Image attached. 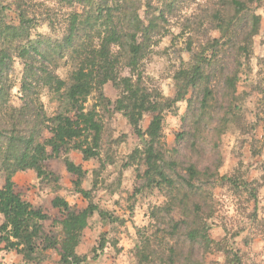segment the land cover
I'll return each instance as SVG.
<instances>
[{"label":"clouds","instance_id":"obj_1","mask_svg":"<svg viewBox=\"0 0 264 264\" xmlns=\"http://www.w3.org/2000/svg\"><path fill=\"white\" fill-rule=\"evenodd\" d=\"M144 2L137 0L139 19L147 26ZM166 2L152 0L157 9ZM0 3L6 4L8 0ZM28 4L26 18L35 16L36 23L18 41L22 47L35 41L38 35L61 40L69 29L73 13L83 19L92 11L78 0H72L71 4L64 0H28ZM106 5L112 7L113 0H108ZM159 14V11L154 13ZM165 21L161 22L159 34L152 35L146 54L137 59L134 67L128 66L132 56L127 46L130 42L123 48L113 43L108 59L115 60V66L110 71L97 66L92 71L89 87L79 96L71 97L67 87L59 90L44 87L32 101L38 116L26 118L27 123L17 118L25 101L19 83L16 84L17 103L0 114V189L11 187L25 206V218L30 223L28 239H25V234L14 228L12 219L9 217L6 221L4 211H0V264H56L59 261V246L54 251L35 247L38 235H33L36 221L32 215L44 209L62 221L64 209L52 206L56 198L62 199L68 210L74 205L83 209L89 201L94 202L93 219L101 209L114 218L112 224L92 225L93 239L83 264H264V227L259 226L264 223V180L261 179L264 171L255 170V164L248 167L254 126L264 121V91L256 90L257 84L264 89V0H178L173 12L165 13ZM99 30L100 35L94 37L89 51L102 48L104 32ZM142 36V32L136 33L137 45ZM214 43L219 45L221 54L215 60L212 59ZM241 48L247 52L239 51ZM224 56L229 61L227 67L221 58ZM12 59L15 69L22 71V57L14 54ZM84 60L85 56H78L76 51L66 52L49 70L59 81L76 87L78 69ZM207 65L212 67L207 70L206 78L193 79ZM124 77L132 88L147 96L145 108L151 105L148 111L143 110L135 126L128 122L124 108L117 111L118 103L128 94L121 83ZM229 77L236 83L225 88L223 81ZM205 90L211 95L205 97ZM89 113L100 125L99 146L94 149L99 156L83 161L82 148L77 150L74 145H83L85 137L90 145L94 133L77 120V115ZM236 116L241 119L238 121ZM69 117L73 125L82 124L81 135L75 140H65L59 153L53 152L51 145L47 146L45 152L51 158L45 161L46 166L18 165L15 159L6 157L7 142L26 135L33 121L39 124L41 142L55 141L54 130L57 126L63 127ZM153 117L159 118L158 137L153 146L159 149L162 159L157 163H177L180 178L173 180L172 185L153 183L144 187L149 178L144 174L147 165L140 160L129 163L134 149L143 155L148 147L152 138L147 129ZM134 127L140 135H136ZM184 132L189 134V145L178 157L174 148L177 136ZM122 133L128 134L127 139L112 144L110 158H105L107 141L117 140ZM261 144L264 140L256 146ZM261 151L264 153V148ZM73 157L84 165L78 186L71 182L76 177L64 164ZM238 160H243L239 168L243 179L247 180L250 174L260 185L258 202L254 203L243 187L238 190L230 183L219 187L222 178L236 173ZM125 163L128 167H122ZM188 168L195 170V176L187 174ZM94 173H98L95 187ZM118 176L120 182L116 186L114 181ZM206 180L213 184L204 186ZM189 184L191 188H199L195 196ZM109 185L113 186L111 192ZM84 192L89 194L87 200L82 195ZM196 203L201 205L199 213L193 212ZM153 211L157 213L155 219L150 215ZM174 224L180 227L170 235ZM101 232H107L103 248L98 246ZM189 232L194 233L191 238ZM53 233L64 236L63 224L58 223ZM93 247L98 248V255L91 251Z\"/></svg>","mask_w":264,"mask_h":264},{"label":"trees","instance_id":"obj_2","mask_svg":"<svg viewBox=\"0 0 264 264\" xmlns=\"http://www.w3.org/2000/svg\"><path fill=\"white\" fill-rule=\"evenodd\" d=\"M69 2L71 4L72 0H69ZM78 2H83L89 6L92 9L91 14L84 16L82 19L79 14L73 13L65 36L60 41H54V43H49L48 41L44 45L42 44V47L39 45L41 43L40 40L29 41L26 47H22L18 43L19 40L25 37L30 27V20L26 18L23 11L18 12L19 23L16 25L0 20V100L4 97L7 98L9 92L8 86L5 85L4 81V67L11 63L13 54L18 55L22 57L24 63L20 88L24 93L22 99H24L25 104L17 115V118L21 121L27 123L28 120L26 118H29L33 114L38 116L32 105V101L39 94L40 89L48 87L49 90H59L67 87L71 97H76L87 90L92 79V71L97 66L110 71L116 64L115 60L108 59V52L113 43L120 44L123 48L127 42H130L127 43V46L132 56L128 61V66L134 67L137 59L143 58L146 54V50L150 46L152 32L157 27V21L165 20V9L166 11H172L173 5L176 4L173 0H170L168 3L166 2L164 8L158 9L160 14L156 16L154 15L156 7L153 6L152 0H145L143 5L145 7V18L149 19L147 26H144L143 22L139 19V4L137 0H122V2L121 0H113V6L110 8L106 5L108 0H100V3H97L96 0H78ZM16 7L18 10L20 9L18 3ZM129 9H131L130 13ZM97 26L104 32L102 48L98 51H89L94 37L100 35V30L97 29ZM137 32H142L143 34L141 43L138 45L135 43ZM13 42H16L15 47H13ZM216 45L214 43L213 47ZM75 51L78 56H85L81 68L78 69L79 85L76 87L70 83L66 85L65 82L59 81L44 63L46 61L57 60L66 52L72 53ZM239 51L247 52V49L241 48ZM196 76L200 80L204 79L205 70H198L194 74L193 79ZM121 83L128 94L122 102L118 103L117 111L124 108L129 118L128 122L135 126L142 118L143 110H149L151 105L145 108L147 96L141 95L138 88H132L127 77H124ZM235 83L230 77L224 79V84L228 88L233 87ZM204 95L207 97L211 95V92L205 90ZM77 120L82 122L85 128L91 129L94 135L92 136L90 145H88L87 137H85L83 145L87 146L77 143L74 145L75 149L79 150L82 148L83 159L98 157L99 153L94 149L99 146L100 125L93 119L92 113L82 116L78 114ZM158 122L159 118L153 117L147 129L152 139L144 151L148 165L145 175L149 177L147 180L149 184L166 183L172 185V180L168 178L163 164L157 163V161L162 159V154L159 149L153 146L158 137ZM73 123L70 117L67 118L63 127L57 126V130H54L57 132L55 141L45 139L41 142L39 139L41 133L39 124L33 121V127L26 135L7 142L6 157L15 159L18 165H45V161L50 157L45 152L47 146L51 145L52 151L59 153L65 140H75L81 135L79 129L82 127V124L73 125ZM135 130L140 135L139 129L135 128ZM65 166L68 172L77 174L78 176L83 175L84 169L80 164L66 161ZM186 172L190 176H195V170L192 168H188ZM74 184L79 185L78 182ZM188 187L191 188V184ZM82 195L87 198L89 194L84 192ZM54 204L64 209L65 212L64 219L61 221L64 236H61L60 240V262L64 264L70 263L73 259L79 257L76 253V247L81 240L84 228L88 224V218L94 213L96 206L90 201L83 209L68 210L66 203L60 198L54 199ZM0 211H4L5 220L7 221L10 217L14 223V228L17 231H22L25 234V239H28L27 229L30 219L25 218L26 208L18 201L10 186L6 190L0 189ZM28 211H31V208ZM98 214L102 220L106 219V211L101 209ZM32 215L36 221L33 224V235L40 237L44 234L42 221L47 218V214L40 209L33 212ZM178 225L174 224L175 227ZM193 234L189 232L188 237L191 238ZM102 245L103 243H101Z\"/></svg>","mask_w":264,"mask_h":264},{"label":"rangeland","instance_id":"obj_3","mask_svg":"<svg viewBox=\"0 0 264 264\" xmlns=\"http://www.w3.org/2000/svg\"><path fill=\"white\" fill-rule=\"evenodd\" d=\"M169 1L170 0H168V2ZM173 1H175V3H176V4L173 5V10H174V8L177 6L178 0H173ZM64 2L65 3H70L69 0L64 1ZM17 3L20 6L19 10L16 7ZM162 8H164V6ZM162 8H160V9H162ZM29 10H30V5L28 4V0H8V3H6V4L5 3H0V20L5 21L6 23H10V24H15L16 25L17 21H19L18 12L19 11H23L24 14L27 15ZM173 10L172 11H166V9H165V13L171 14L173 12ZM157 11H159V10L156 8L154 10V13L157 12ZM139 14H140V12H139ZM145 16L146 15H145V7H144V18H145ZM146 19L148 21L149 18H145V20ZM29 20H30V22H29L30 23L29 24L30 27L33 26L36 23V17L35 16H33ZM161 22L166 23L165 20H158L157 21V27L152 32V35H158L159 34V32L161 30ZM36 40H38V41L40 40V42H41V43H39L40 47H42V44L44 45L48 41H49V43H54V41H57V40H52L49 37L42 36V35H38ZM42 40H43V43H42ZM58 41H60V40H58ZM262 43H264V42H262ZM220 55L221 54H220V51H219V45L217 44L214 47V52L212 54V59L215 60L216 57H218ZM52 58H51V60H52ZM221 58L225 60L224 67H227V64L229 63L227 57L224 56V57H221ZM57 60L46 61L44 63L49 68L50 65L54 66L55 63L57 62ZM206 64H207V62H206ZM211 67H212L211 65H207V67L204 69L205 70V78H206L207 70L209 68H211ZM22 72H23V69H22V71H17L15 69L13 59H12L10 64H7L4 67V70H3L4 81H5V85L8 86V91L9 92H8L7 98L4 97V98H2L0 100V102H1L0 105L2 106L0 108L1 109V113L0 114L4 113L5 109L9 105L17 103V99L15 98V95H14L15 90H16L15 86H16L17 83H19V86H20L21 78H22ZM257 74H259V73H257ZM204 79H202V80H204ZM223 87L228 88L224 84V81H223ZM41 90L42 89H40V91ZM256 90L264 91V89L260 88L259 84H257ZM5 98H6V100H4ZM145 111H148V110H145ZM235 119H237L239 121L241 119V117L236 116ZM139 121H138V123H139ZM254 127L256 128V131L254 133L252 144H251V146L249 148V155L251 156L252 159H251V163L249 164L248 167L251 168L252 164H255L256 165V169L255 170L264 171V153H262V151H261V149L264 148V144H261L260 147L256 146L257 144H260V140H264V121H259L258 124L255 125ZM133 130L136 132L135 128H133ZM44 135H45V137H47L48 133L45 132ZM136 135H139L138 132H136ZM127 137H128L127 133H122L121 137L117 138V140H108L107 141V149L105 151V158H110L109 157V153L111 152L112 144L118 143L120 140H121V142H123V139H127ZM257 137L259 139H257ZM189 140H190V137H189V134L187 132L181 133V134H179L177 136V146L174 148V152L176 153V155L178 157L182 156V150L189 145ZM64 150H66V149H64ZM238 155L239 156H244V153H238ZM50 158L51 157H49L48 159H50ZM56 158H58V156ZM95 158H97V157H90L88 159H83V156H82V160L83 161H87L89 159H95ZM137 160H140L141 163L147 165V160L145 159V154L141 155L139 150L134 149L132 155L129 157V163L136 162ZM66 161H71V162H73L75 164H80L82 166V168L84 169V165L82 163H79V161H77L74 157L71 158L70 160H65L64 164L66 163ZM237 165H238V167H237L236 173L233 176L228 177L226 179L222 178V182L220 183L219 187L222 188V187H224L225 184H229V183L232 185V187L237 188L238 190L241 187H243L244 191H248L249 192V196L253 199L254 203L258 202V199H259V197H258V189H259L260 185L257 183L256 180L251 178L250 174H249V178L247 180L243 179V176H242V174L239 171L240 166L243 165V160H238L237 161ZM163 166H164V170H165L166 174L168 175V178H170L172 180V184H173V180L180 178L179 177V173L176 171V169H177L176 161H172V162H169V163H163ZM101 167H103V164H101ZM122 167H128V164L125 163L124 165H122ZM147 168H148V165H147ZM147 168L145 170V173L147 171ZM69 173L72 176L76 177L75 180L71 181L72 183H75V182L80 183V178L82 176H78L77 174H74V173H71V172H69ZM97 175H98V173H94V178H93V182H92L93 183V187H95V184L97 183V180L95 179V177ZM52 178L55 179V176L53 175ZM22 179H25V178H22ZM261 179L264 180V176H262ZM119 182L120 181H119V176H118L116 181H114V184L116 186H118ZM152 184H149L148 181H147L146 184L144 185V187H150ZM203 184H204V186H207V185L213 184V181L206 180V181L203 182ZM252 185H256V187H252ZM190 189H191V194L193 196H195L199 192V188H190ZM112 190H113V186L109 185V192H111ZM134 191L138 192L139 189H134ZM85 200H87V198H85ZM52 206L53 207H58V206H56L54 204V200L52 201ZM73 209L74 210H78L75 205L73 206ZM42 210L44 212H46V214H47V218L44 221H42L43 228H44V234L42 236L38 237V241L35 242V247H41L44 251H54L57 248V246H59V248H60L61 236L54 234L53 233V229L56 228L57 224L61 223V221L58 218L54 217V216H50L48 211H46L44 209H42ZM104 211H106V210H104ZM200 211H201L200 203L194 204L193 212L194 213H199ZM106 212H107V214H106V217H105L106 219L105 220H102L99 214H97V218L96 219L92 218L93 214L88 218V224L84 228L81 240H80L78 246L76 247V253H77V255L79 257L73 259L72 262L65 263V264H83V262L88 259L87 255H86V252L88 251V246L92 242V239H93L92 229H91L92 225H95L97 222H101L102 225L105 224V223L106 224H112L113 223V220H114L113 216L111 215L110 212H108V211H106ZM150 215L154 219L157 217V213L155 211L151 212ZM253 215H255V213ZM120 223L122 224L123 221L121 220ZM259 226L260 227H264V223H262ZM179 227H180V225H178L177 227L172 225V230L170 231V234L174 235L175 231ZM111 230L113 232L116 231L115 228H113ZM106 235H107V232H101V234H100L99 245H98L100 248H103L104 240H105V236ZM178 242H181V241H178ZM101 243H103L102 246H101ZM91 251L97 253V255L99 254V251H98L97 247H93L91 249ZM59 256L61 258V249H60V252H59ZM93 258H95V257H93ZM56 264H64V263H61L60 259H59V261H57Z\"/></svg>","mask_w":264,"mask_h":264}]
</instances>
